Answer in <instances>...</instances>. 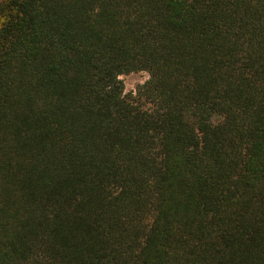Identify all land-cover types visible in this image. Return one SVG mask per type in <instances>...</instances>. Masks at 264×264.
<instances>
[{"label": "trees", "instance_id": "obj_1", "mask_svg": "<svg viewBox=\"0 0 264 264\" xmlns=\"http://www.w3.org/2000/svg\"><path fill=\"white\" fill-rule=\"evenodd\" d=\"M0 264H264V0H0Z\"/></svg>", "mask_w": 264, "mask_h": 264}, {"label": "rangeland", "instance_id": "obj_2", "mask_svg": "<svg viewBox=\"0 0 264 264\" xmlns=\"http://www.w3.org/2000/svg\"><path fill=\"white\" fill-rule=\"evenodd\" d=\"M125 83L126 91H135L137 86L144 83L149 78V73L146 70H141L138 72H130L127 74H122L120 76Z\"/></svg>", "mask_w": 264, "mask_h": 264}]
</instances>
